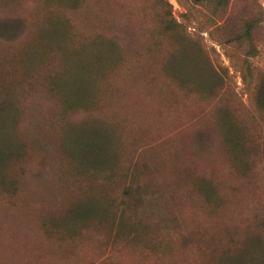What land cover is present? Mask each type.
<instances>
[{
  "label": "rangeland",
  "instance_id": "374dc122",
  "mask_svg": "<svg viewBox=\"0 0 264 264\" xmlns=\"http://www.w3.org/2000/svg\"><path fill=\"white\" fill-rule=\"evenodd\" d=\"M44 1L0 0V25L19 22L0 34V93L16 106L3 129L19 151L0 168V264H221L252 234L264 251V164L221 137L225 110L255 123L241 74L248 65L252 86L264 54L230 59L206 10L185 17L188 0H164L180 32L162 36L153 0ZM77 62L91 100L71 109L51 78ZM91 119L113 158L80 172L61 137ZM87 200L99 217L74 222Z\"/></svg>",
  "mask_w": 264,
  "mask_h": 264
},
{
  "label": "trees",
  "instance_id": "16d2710c",
  "mask_svg": "<svg viewBox=\"0 0 264 264\" xmlns=\"http://www.w3.org/2000/svg\"><path fill=\"white\" fill-rule=\"evenodd\" d=\"M82 1L45 0L44 2L55 4L54 6H57L56 8L59 10L63 7L76 9ZM153 1L157 8V27L160 36L180 32L179 25L171 16V6L167 1ZM234 4L235 0H188L185 17L192 14L195 7L203 8L207 12L206 16L210 23H218L216 29L223 30L224 35H222V39L220 38V45L226 49V54L230 59L235 60L236 49L241 48L244 49L246 60L259 59L264 54V50L257 40V34L264 30V0L261 3H258L257 0H251L249 4L243 5L239 10H235ZM3 20L5 23L0 25L2 36H5L4 33L10 27H18L19 22L17 20ZM60 24L62 25V23ZM244 66L241 74L242 84L253 100L258 117L254 119L255 123L252 121L251 126H248L245 122H236L230 119L228 111L225 110L224 115L226 117L223 120L221 137L229 152H239L244 156L251 154L254 160L264 164V72L260 73V76L257 75L256 81L251 86L248 81L251 80L252 70L248 65L246 68ZM77 70L86 71L77 62L73 72L71 71L66 79L62 80L56 76L51 78L52 86H55V89L66 85L64 87L66 92L62 93L63 105L66 108H82L91 100V93L85 88V80L82 79L85 74L75 72ZM174 74L176 77H182L179 73ZM15 113L16 106L12 99L8 95L0 93V168L7 157H13L19 153L11 147L10 137L6 136L3 129L4 117L9 114L15 115ZM99 125L91 119L87 124L68 125L62 134L61 146L63 151H67V157L75 163L80 172L86 169L91 170V168L94 172L105 171V167H108L111 158H113V135L107 128ZM83 203L70 208L69 216L74 222L99 217L96 207H93L88 200ZM261 226L264 229V219ZM119 229L123 230V227H118ZM229 246H235L236 251L234 253L228 252ZM229 246L222 254L221 264H264L263 241L259 235H248L245 243L240 247H237L238 245H235L233 241Z\"/></svg>",
  "mask_w": 264,
  "mask_h": 264
}]
</instances>
